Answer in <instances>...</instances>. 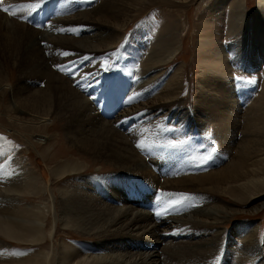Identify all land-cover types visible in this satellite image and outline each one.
Listing matches in <instances>:
<instances>
[{
	"label": "bare ground",
	"instance_id": "6f19581e",
	"mask_svg": "<svg viewBox=\"0 0 264 264\" xmlns=\"http://www.w3.org/2000/svg\"><path fill=\"white\" fill-rule=\"evenodd\" d=\"M51 1H54L53 13L49 15L50 0L39 11L21 8L20 5L39 4L41 0H0V59L14 57L23 64L34 63V67L41 68L48 78L46 85L40 88H36L39 80L33 78V75L20 86L0 81V117H5L9 124L17 126L36 125L39 134L28 139V142L35 147H39V144L46 150L44 154L40 152L37 158L40 173L31 174L23 161L15 159L13 148L0 141V151L4 150L0 156V264L11 261L8 258L11 244L2 238L34 244H43L48 240L44 224L51 212L52 201L55 200V195H52L53 179L63 182L68 176L82 174L89 169V162L81 158L61 160L64 163L58 164L57 169L48 168L52 146L42 145V141L48 140L49 135L39 129L52 122L50 115H59L57 119L62 124L67 123L65 128L68 130L69 144L76 147L79 153L90 156L93 162L104 161L119 170L98 176L100 187L110 194L117 205L100 198L94 189L89 191V181L83 183L79 180L75 186H60L57 196L60 201L61 225L76 228L82 234L102 237H99L101 241L95 242V245H82V248L69 249L67 245H62L58 251L59 261L63 264H209L208 255L218 248L215 242L219 233L209 229L232 216L221 205V196L232 198L234 203L243 206L264 198V92L259 100L255 99L257 103L250 107L247 105L246 110L234 103L228 90L229 99L225 100L213 98L214 94H197L202 97L196 102L198 105L226 107L230 127L225 134V122L218 111L202 112L197 118L200 126L190 127L183 122L185 113L173 108L179 103L180 74L176 73L170 83L165 82L168 84L167 90L161 87L163 82L158 83L162 75L159 66L174 58L180 44L173 50L165 47L166 55H162L163 46L159 45L161 51H150L143 67L140 65L139 73L126 78L128 89L126 87L122 94L115 95L111 105L109 98L104 102L106 86L97 72L100 64H103V52L119 41L120 29L127 27L126 17L130 11L117 16L108 10L91 8L87 16L81 14L68 19L54 10L58 0ZM240 1L241 6L243 3L245 5L246 0ZM258 1L262 11L264 0ZM4 8L9 11L5 12ZM12 12L16 15H11ZM241 15V22H248L247 13L242 10ZM61 28L77 29L78 34L61 32ZM63 52L70 54L62 55ZM57 66L65 67L66 70H58ZM69 75H78L79 82L74 86L78 85L81 92L83 88L90 95L75 90L71 80L65 78ZM25 90L32 92L33 103H23L21 97ZM172 90H176V93ZM146 93L151 94L152 98L145 99ZM6 94L10 97L6 98ZM44 104L49 105L51 110L46 112ZM108 109L113 112H106ZM104 115L110 116L104 119ZM239 119L242 121L241 131L248 137L247 148L237 143L240 137ZM169 123L173 124L170 126L173 127L171 133L187 141L180 147L196 152L197 158L201 156L197 149L204 144L205 135L198 144L199 141L193 138L194 134L207 133V127L217 123L214 134L221 137L222 145L218 157L213 158L212 163L221 164L222 159H226L229 164L204 174H191V162L183 161L190 155L186 153L188 156L183 155L178 160L177 154L183 150L176 151L167 145L160 147V141L168 138L165 128ZM9 128L12 131L13 128ZM223 140H227L229 148H225ZM140 143L147 147L138 148ZM174 152L177 153L176 163L172 160ZM178 161H183L186 166L184 170L179 167ZM135 180H141L147 185L150 195L154 193L153 188L159 186L166 190H186L195 194L191 196L192 201L183 199L180 196L185 194L183 192L176 194V197L173 195L171 198L174 199L164 205L162 201L156 203L154 199L150 200V196L143 192L145 188L139 186L142 191L137 189ZM49 190L52 199L50 206L22 205V195L27 193L30 197H38L40 193L46 194ZM177 200L181 202L175 204ZM258 210V207L253 209L254 212ZM162 223L172 226L167 231L161 230ZM252 231L253 235L248 234L247 229L240 224L232 237L236 244L227 251L229 253L230 249L234 250L236 260L238 258L244 263L264 264V246L251 252L257 241L255 228ZM237 235H243L242 240H238L240 238ZM247 238H250V243L246 241ZM180 247L186 257L182 263L179 261L182 257L172 258V250ZM19 264H51V258L46 252H41L37 256H29L26 261L21 260Z\"/></svg>",
	"mask_w": 264,
	"mask_h": 264
},
{
	"label": "rangeland",
	"instance_id": "374dc122",
	"mask_svg": "<svg viewBox=\"0 0 264 264\" xmlns=\"http://www.w3.org/2000/svg\"><path fill=\"white\" fill-rule=\"evenodd\" d=\"M50 3L49 15L53 13L52 6L54 1L50 0ZM91 8L108 10L117 16L130 11L129 16L126 17L128 23L127 27H122L119 31V41L113 47L105 50L101 57L103 64H100V69L97 74L99 78L102 76L101 81L103 80L105 84L104 87L106 86L104 91L107 94L104 98V102L107 98H109L110 102L113 99L115 100V95L122 94L126 87L128 89L129 86L127 85L126 78L131 74L137 75L139 73L141 66L143 67L146 61L145 59L148 57L151 50L156 49L160 52L161 50L158 49V47L162 45L163 52L161 51V53L162 55H166L165 47L173 50L178 44H180V47L174 58L170 62L159 66L162 71V80L160 79L158 83L163 82L161 87L167 90L168 84L165 82L170 83L172 79L174 80L176 73L180 74L181 91L178 98L179 103H176L173 108H177L180 112L185 113L183 122L188 123L190 127L200 126V122L197 118L200 117L202 112L209 113L210 111H218L220 113L219 116L225 122L223 125L225 134L230 127L228 113L226 112L227 108L221 106L198 105L196 102H198V99H202V97L197 94H202V96L208 93L210 95L214 94L213 98L225 100L229 99L226 92L228 90L229 96L232 97V99L234 98V103L239 104L242 110H246L248 108L247 105L250 107L254 103L256 104L257 102H254L255 99H260L261 96H263L264 7L261 11L258 0H246L243 6H241L240 0H58L54 10L59 11L62 17L70 19L81 14L87 16V12ZM242 10L243 13H247L246 17H248V22H241L242 15L240 16V14H242ZM114 24H117V22ZM119 24L121 25V22ZM238 25L240 27H238ZM40 29L42 30V28ZM74 45L77 44L74 43ZM219 51L221 52L218 55L217 52ZM110 53H116V55L109 56ZM127 68L129 70H126ZM31 75H33V78L39 80V85H36V88L46 85L47 76L43 74L41 68H35L34 63L31 65L23 64L14 57L0 59L1 82L20 86L23 82L29 81L28 78H30ZM65 78L71 80V85L75 90L82 94L86 92L83 88L82 91L84 93L81 92L80 89L77 88L79 87L78 85L74 86L79 82L78 75H69ZM250 81H254V83ZM117 86L118 89H116ZM121 87H124V89ZM207 88L209 91H206ZM119 89L121 92H119ZM172 92L176 93V90H172ZM87 95L90 94L87 93ZM87 95L86 97H88ZM144 95H147L145 99L152 98V95L149 93ZM9 97L10 96L6 94V98ZM21 99L23 103H33L32 92L25 90ZM112 104L111 102V105ZM44 109L46 112L51 110L50 106L47 104H44ZM103 109L104 108H102V110ZM102 110H100V112H102ZM118 111L122 112V110ZM30 113L32 112L30 111ZM1 114H4V112L1 111ZM58 116L59 115H50L49 118L53 119L52 122H50L47 127H41L39 129L49 135L48 140L42 141V145L46 144L52 146L49 150L50 155L48 156V161L51 164L50 166L47 165L48 168L57 169L58 164L64 163V161L61 160L70 158L76 160L81 158L89 162V169L82 173L83 176L82 174L71 175L63 182L54 178L52 181V195H55V200L52 201V205L50 190L46 194H43V192L40 193L38 197H30L27 193L21 196L23 206L31 204L38 206L51 205V212L48 213L46 223L44 224L48 240L43 244H34L8 240L1 237L4 242L11 244L8 251V258H10L11 261L7 264H19L21 260L26 261L29 259V256H37L41 252H46L50 255L51 264H63L62 261L58 260V257H60L58 251L62 245H67L69 249L71 247L82 248V245H95V242L101 241L99 237L102 236L96 237L94 234H82L77 231L76 228L71 229L61 225L59 210L60 201L57 196L61 185L70 187L79 183V180H82L83 183L89 181L87 185L88 190L94 189L96 195L106 202H110L111 204L114 203L115 205L118 204L112 201V197L104 188L100 187L101 182L98 176L102 174H113L119 170L115 166L113 167L105 164L106 162L104 161L93 162L90 156H84L82 153H79L76 147L69 144L67 135L68 130L65 128L67 123L62 124L57 119ZM103 118L108 119V116L104 115ZM0 121V141H3L13 148V156L15 159H20L25 163L28 172L31 171V174H39L41 170L37 158L40 152L44 154L46 150L39 144L37 145L39 147H35L28 142V139H32L36 134H39L36 125L22 127L14 123L9 124L5 117H0ZM170 126H173V124L169 123V126L165 128L167 130L166 132L170 134L166 133L168 138H163L166 140L160 141V147L180 144L181 141H184L185 143L181 144V147H183L187 141H185L184 137H176L174 132L171 133L173 127ZM216 126L217 123H214L213 126L207 127V133L194 134L193 138L199 141L198 144L203 139L202 136L205 135L204 144L200 145L201 147L197 149L199 155H201L200 158L196 157V152H192L189 148V151L185 148V152V149L179 146L174 147V150H183V152H178V154L174 152L172 155V160L174 159L173 162L177 156V159L181 160V156L190 155L188 158L185 157L188 160L184 159L183 161L191 162L189 170L192 172L191 174H204L209 170L221 169L229 164V161L226 159H222L221 164L212 163L213 160L218 157L217 153H220L219 147L222 145V143H220L221 137L218 138L217 134H214L217 128ZM4 127L8 129H4ZM9 127L13 128L12 131ZM201 128L203 129V127ZM241 130L242 121L240 120V137L237 143L241 147L247 148L249 147L248 137L246 134H243ZM65 138L68 143H66ZM223 144L225 148H229L227 140H223ZM3 154L4 150L0 151L1 157ZM176 154L177 156H175ZM58 160L60 161L55 163ZM183 161L178 162L179 167H183L182 169L184 170L186 166L183 165ZM175 163H173L174 166H176ZM169 172L167 175L168 178H170ZM82 177L86 180L84 181ZM132 181H130V183ZM135 181L138 185L137 186L135 183L137 189L141 190L140 187L146 189L145 191L143 190V192L146 196H150V200L154 199L153 201L156 203L162 201L164 205H166L167 201L174 199L168 194H174V197H176V194L183 192L188 194L190 197L188 200L191 201V196L195 194L186 190L181 192L166 190L164 187L159 186L153 188L154 193L150 195V191L147 192V185L145 186L141 180ZM90 183L93 184L91 185ZM130 188H133V186ZM221 198V205L224 206L228 212L232 213V216L225 222H220L209 229L219 233L215 242L218 248L211 253L212 255L210 254L211 256L208 255V261L210 260L211 264H250L249 262L244 263L245 261L238 260V258L237 261L234 250L230 249L228 253L227 249L236 244L232 241V237L240 224H242L244 229H247L248 234L251 235L254 234L252 230L255 228L257 241L254 249H251V252H256L258 249L263 248L264 198L253 202L251 205L244 206L234 203V200L227 196H221ZM257 207L259 210L254 212L253 209ZM146 208L150 209L149 206ZM56 213L57 216H55ZM158 219L159 218H157V220ZM161 225V230L165 231L172 226L168 223H162ZM237 237L240 238L238 240H242L238 235ZM108 238L110 239L112 237ZM246 241L250 243V238H247ZM245 249L242 250L244 254ZM236 250L239 251L238 249ZM172 251L174 252L172 258L176 259L179 256L182 257V259L179 260L181 263L185 260L184 258L186 257L183 256L182 247L173 249Z\"/></svg>",
	"mask_w": 264,
	"mask_h": 264
},
{
	"label": "snow or ice",
	"instance_id": "6c2138e0",
	"mask_svg": "<svg viewBox=\"0 0 264 264\" xmlns=\"http://www.w3.org/2000/svg\"><path fill=\"white\" fill-rule=\"evenodd\" d=\"M44 3H47V0H41V3H39V4L20 5V7L21 8L27 7L29 9H33L34 8L37 11H39L42 8V6H43ZM4 11L5 12H8L9 9L8 8H4ZM11 15H16V13L15 12H12ZM59 31H61V32L71 31V32H76L78 34V30L77 29H64V28H61V29H59ZM61 54L62 55H69L70 53L63 52ZM112 55H116V53H110L109 54V56H112ZM57 67H58V70H61V71H65L66 70L65 67H60V66H57ZM237 79H239V78H237ZM250 82L254 83V81H250ZM183 143H185V142L184 141H181L180 144H172L171 146L172 147H179ZM137 147L143 149V148H145L147 146L145 144H143V143H140V144L137 145ZM168 195L172 196L174 194H168ZM180 196L183 197V199H189L190 198L188 196V194H180ZM180 202H181L180 200H177L176 201L177 204H179ZM157 215H159V213H157Z\"/></svg>",
	"mask_w": 264,
	"mask_h": 264
}]
</instances>
